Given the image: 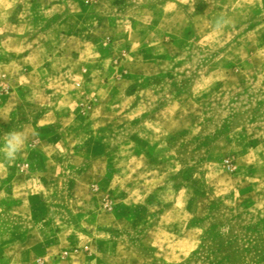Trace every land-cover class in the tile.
I'll use <instances>...</instances> for the list:
<instances>
[{
  "label": "rangeland",
  "instance_id": "rangeland-1",
  "mask_svg": "<svg viewBox=\"0 0 264 264\" xmlns=\"http://www.w3.org/2000/svg\"><path fill=\"white\" fill-rule=\"evenodd\" d=\"M13 130L0 264H264V0H0Z\"/></svg>",
  "mask_w": 264,
  "mask_h": 264
},
{
  "label": "crops",
  "instance_id": "crops-1",
  "mask_svg": "<svg viewBox=\"0 0 264 264\" xmlns=\"http://www.w3.org/2000/svg\"><path fill=\"white\" fill-rule=\"evenodd\" d=\"M75 121V120H74ZM52 122H54V120H51V117L48 116V113L44 114L43 116H41L38 120L37 123L35 124V129L32 128V133L36 136L39 137V141L41 142V137L43 136V133L46 135H50L51 139H53L54 141L52 142L51 139H47L45 138V142H46V147L45 146H38L39 151L37 150L38 153H41L42 156H45L44 151H46V148H54L53 150H57L58 148H60L58 145V143H62L63 145L67 142L66 140H68L67 138H70V136H74L72 135V133H68L67 135L64 132V128H58L55 131H51L49 132V130H46L47 128L50 127V124H52ZM41 126V128L39 127ZM71 130H69L70 132ZM88 131V130H87ZM52 134V135H51ZM75 134V133H74ZM56 138V139H55ZM71 144L68 146H73V150H69L67 147V149H65V151L68 153L70 151H72L73 156H75L76 158H79L81 155V152L85 149L84 143H82L79 147L77 146V143H74L73 141H70ZM80 144V143H79ZM67 146V144H65ZM48 148V150H49ZM56 148V149H55ZM61 158H52L50 159V157H48V163L50 164H54L57 163L56 160H59ZM43 162H45L44 159H41ZM78 160H84L79 158ZM82 162V161H81Z\"/></svg>",
  "mask_w": 264,
  "mask_h": 264
},
{
  "label": "clouds",
  "instance_id": "clouds-1",
  "mask_svg": "<svg viewBox=\"0 0 264 264\" xmlns=\"http://www.w3.org/2000/svg\"><path fill=\"white\" fill-rule=\"evenodd\" d=\"M229 24L230 18L224 15H219L213 20V28L216 31H222ZM0 141H3V145L0 146V155L9 163H12L17 158V155L22 152L26 137L22 131L13 130L0 136Z\"/></svg>",
  "mask_w": 264,
  "mask_h": 264
},
{
  "label": "built area",
  "instance_id": "built-area-1",
  "mask_svg": "<svg viewBox=\"0 0 264 264\" xmlns=\"http://www.w3.org/2000/svg\"><path fill=\"white\" fill-rule=\"evenodd\" d=\"M225 163H226L227 169L231 170V164H229L227 160L225 161Z\"/></svg>",
  "mask_w": 264,
  "mask_h": 264
}]
</instances>
